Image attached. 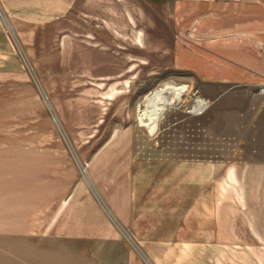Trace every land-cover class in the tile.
I'll list each match as a JSON object with an SVG mask.
<instances>
[{"label": "crops", "instance_id": "crops-1", "mask_svg": "<svg viewBox=\"0 0 264 264\" xmlns=\"http://www.w3.org/2000/svg\"><path fill=\"white\" fill-rule=\"evenodd\" d=\"M0 9V261L35 247L64 254L67 241L127 240L129 264H243L242 254L254 257L244 264L258 263L264 159L137 156L129 118L73 136L47 118L40 131L26 111L33 100L16 36L70 14L116 29L132 75L184 71L215 83L218 95H203L214 104L264 78V0H0Z\"/></svg>", "mask_w": 264, "mask_h": 264}, {"label": "rangeland", "instance_id": "rangeland-1", "mask_svg": "<svg viewBox=\"0 0 264 264\" xmlns=\"http://www.w3.org/2000/svg\"><path fill=\"white\" fill-rule=\"evenodd\" d=\"M163 7L167 12L173 9L170 4ZM1 13L7 21L3 11ZM85 25L74 22L70 14L47 25L22 28L16 36L27 65L28 81L23 91L27 88L28 103L29 99L33 100L26 111L33 114L34 125L38 124L40 131L43 122L44 127L47 125V118L48 123H54L65 136L83 135L85 126L90 127L86 131L101 124L121 127L129 118L135 131L137 156L219 158L227 163L264 159L256 152H264V111L263 117H259L260 123L254 113L264 108L261 102L264 78L255 77L246 83L252 86L249 91H232L224 101L214 104L209 100L203 113L192 112L203 95H218L213 91L214 82L204 83L180 70L134 76L135 69L127 70L132 61L123 59V54L131 50L122 46L119 34H113L116 29H104L88 22ZM107 73L112 75L106 76ZM168 84H186L188 88L180 102L163 111L158 130L152 133L141 124L139 109L145 107L148 95ZM202 84L205 92L196 88ZM256 90L258 92L254 93ZM19 112L20 108L18 116ZM241 121L252 124H236ZM240 127L245 128L242 136L237 131ZM246 152L255 156L246 157L243 155ZM131 247L127 240L67 241L64 254L50 253L48 247H35L28 258L19 255L0 264H129ZM241 256L243 264L254 260L253 254L252 258L246 254ZM257 262L264 264V253L257 254ZM146 263L150 264L148 260ZM179 264L184 262L179 261Z\"/></svg>", "mask_w": 264, "mask_h": 264}, {"label": "bare ground", "instance_id": "bare-ground-1", "mask_svg": "<svg viewBox=\"0 0 264 264\" xmlns=\"http://www.w3.org/2000/svg\"><path fill=\"white\" fill-rule=\"evenodd\" d=\"M188 85L168 84L162 88L154 90L146 97L145 107L139 109V119L142 125L149 128L150 132L155 133L159 127L163 111L170 105L177 104L183 98ZM205 101L203 98H200ZM194 105L192 111L203 109L202 103ZM207 101V100H206Z\"/></svg>", "mask_w": 264, "mask_h": 264}, {"label": "built area", "instance_id": "built-area-1", "mask_svg": "<svg viewBox=\"0 0 264 264\" xmlns=\"http://www.w3.org/2000/svg\"><path fill=\"white\" fill-rule=\"evenodd\" d=\"M201 101H200V103H202V106H203V109H205L206 107H207V101L205 100V101H203L202 99H200ZM197 104H199V101H198V103Z\"/></svg>", "mask_w": 264, "mask_h": 264}]
</instances>
